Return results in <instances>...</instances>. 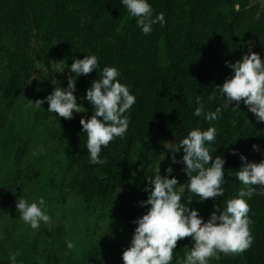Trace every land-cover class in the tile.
<instances>
[{"label":"trees","instance_id":"1","mask_svg":"<svg viewBox=\"0 0 264 264\" xmlns=\"http://www.w3.org/2000/svg\"><path fill=\"white\" fill-rule=\"evenodd\" d=\"M263 1L150 0L154 15L164 12L167 23L145 35L121 0H0V264H10V250L20 251L17 264H124L122 253L137 226L133 221L150 207L140 204L148 195L147 175L153 174L149 165L166 157L161 173L168 175L171 165L172 175L186 182L183 163H173L166 146L178 145L194 127L216 126L211 147L213 158H226V183L218 201H199L192 194L191 206L207 220L214 203L223 208L237 197L244 187L235 176L245 163L241 156L264 159V122L242 102L211 122L193 112L197 96L206 101V111L223 105L215 86L234 75L225 61L235 62L250 49L264 57ZM87 54L97 55L101 68L117 66L137 97L127 133L102 150L104 165L89 163L80 123L93 114L87 99L82 103L88 110L71 119L48 112L47 101L34 106L55 86L66 87L68 67ZM39 63L55 66L54 75ZM99 78L95 69L77 78L82 98ZM176 156H183L182 148ZM187 195L186 189L185 202ZM19 196L29 201L43 196L50 224L32 229L22 221ZM249 203L251 247L220 253L210 264H264V196L256 194ZM69 239L75 249L67 248ZM191 246L190 237L179 240L172 264H182Z\"/></svg>","mask_w":264,"mask_h":264},{"label":"clouds","instance_id":"2","mask_svg":"<svg viewBox=\"0 0 264 264\" xmlns=\"http://www.w3.org/2000/svg\"><path fill=\"white\" fill-rule=\"evenodd\" d=\"M121 3L130 16L136 19L145 35L153 32L154 25L163 26L167 23L164 12L154 15L150 0H121ZM225 63L234 75L215 86L223 99V105L217 106L214 111H206V101L197 96L193 115L209 122L215 121L221 118L224 109H239L242 102L255 114L257 121L264 122V57L250 49V54L246 52L235 62L229 60ZM68 68L67 86H55L46 97L36 99L34 106L39 109L47 101L48 112L66 119L87 111L83 103H78L77 78L94 69L98 70L100 78L92 81L86 97L82 98L93 105V114L91 118L81 117L80 123L83 134L87 136L89 163L107 164V155H101L102 150L111 141L127 133L131 118L129 110L136 103L137 97L131 91V85L122 82L120 69L114 65L101 68L100 58L95 54L75 58ZM64 69L61 68L60 72ZM216 138L217 128L210 124L207 128L194 127L179 140L178 145L166 146L172 152L173 163L182 162L184 165L183 171L189 177L184 183L172 175L174 168L171 165L166 170L168 175L161 173L160 162L166 157L157 166L149 165L153 174L147 175L148 183L144 190L148 195L140 204L150 207L133 221L137 226L130 246L122 253L124 264H172L174 257L179 256V251L174 249L178 241L185 237L191 238L192 246L190 250H184L182 264H210L211 259H219L220 253H241L251 247L254 237L250 228L252 218L249 200L256 194L264 196V159L248 161L247 156H241L245 163L235 172V176L244 187L239 189L237 197L227 200L226 207L221 208L219 203H214V209L207 220L200 215L198 208L191 206L192 194L199 201L208 198L218 201L225 193L226 158L220 154L213 158L216 149L211 145ZM259 147L258 144L253 145L254 149ZM181 148L183 156L178 160L176 153ZM39 151H44L43 146H40ZM236 151L233 149L234 153ZM186 189L188 195L185 202L182 197ZM16 208L20 219L32 229H39L41 222L50 224L52 220L46 211L47 204L43 196L38 201H29L27 197L19 196ZM75 247L74 241L69 239L67 248ZM20 255L19 250H10V264H17Z\"/></svg>","mask_w":264,"mask_h":264},{"label":"rangeland","instance_id":"3","mask_svg":"<svg viewBox=\"0 0 264 264\" xmlns=\"http://www.w3.org/2000/svg\"><path fill=\"white\" fill-rule=\"evenodd\" d=\"M263 5H264V1H263ZM54 64L57 65V66L59 65L58 61H56V58H54ZM39 67H40L41 70L46 71L49 75H54V74H53V68H55V66L52 67L51 69H50V68H49V69H45V68L39 63ZM76 95H77V97H78V103H82L81 92L79 91L78 88H77ZM172 144H173V142H168V143H167V146L172 145ZM122 190H125L124 187H121L120 191H122ZM2 225H3V223L0 221V235H1V236L4 234V232H3V230H2Z\"/></svg>","mask_w":264,"mask_h":264}]
</instances>
